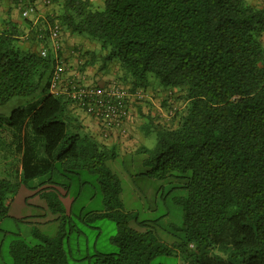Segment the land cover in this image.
Wrapping results in <instances>:
<instances>
[{"label":"trees","instance_id":"16d2710c","mask_svg":"<svg viewBox=\"0 0 264 264\" xmlns=\"http://www.w3.org/2000/svg\"><path fill=\"white\" fill-rule=\"evenodd\" d=\"M53 2L57 12L48 16L49 27L54 23L97 42L99 69L115 63L130 91L149 87V74L159 89L181 91L186 109L177 125L161 126L147 116L142 129L155 133L156 145L137 155L146 167L142 175L186 191L175 198L183 211L178 249L185 261L264 264V8L246 0H104L102 8L91 0ZM6 26L0 31V141L27 127L38 147L24 138L19 173L0 165V225L22 184L44 176L52 184L54 173L55 193L44 197L67 220L73 204L67 209L62 198L71 186L58 179L80 178L85 171L97 174L104 201V211L94 217L115 221L119 246L118 253L95 255L92 264H151L159 254H172L176 249L153 231L155 222L129 225L136 217L121 211V183L107 165L117 155L83 131L64 95L51 92L58 67H64L62 42L52 46L44 41L47 30H39L42 56L21 46L17 26ZM93 54L86 65L98 63ZM38 95L43 97L25 105ZM6 159L0 154V163ZM79 180L76 198L86 184ZM65 236L42 237L33 247L13 242L14 264H69Z\"/></svg>","mask_w":264,"mask_h":264},{"label":"rangeland","instance_id":"374dc122","mask_svg":"<svg viewBox=\"0 0 264 264\" xmlns=\"http://www.w3.org/2000/svg\"><path fill=\"white\" fill-rule=\"evenodd\" d=\"M43 1L45 4L41 2V7H43L41 9L45 14V18L42 19L45 23L40 24V30H47V33H49V26L52 24L48 20V16H53L57 12V7L53 2L54 0H48L49 4L46 3V0ZM91 1L96 8H102L104 3V0ZM246 1L251 4V1ZM25 8L22 10L24 11ZM55 25L53 23V26ZM47 38L44 41L51 43L52 41L48 35ZM73 39L77 40L74 44L77 45L76 50L79 49L78 46L82 45L81 41L83 39H85V43L87 42L84 45L85 48L87 46L93 48L90 44H94V48L99 55L98 63L92 68V74L95 75L100 71L99 68L102 64L98 43L89 40L86 36H82V38L77 35L72 36L61 28L59 43L67 44ZM109 65L113 72L117 71L118 80L123 83L121 87L128 89V91L131 90L130 84L122 80L123 74L119 67L115 63ZM64 68H67L65 64ZM70 69L74 70L73 67H70ZM75 70H80V68L76 67ZM77 73L70 74L68 77L66 73L62 74L63 79L71 80L75 78ZM148 79L150 82L149 87L145 90H137L141 93L139 94L141 96L139 98L131 96L129 99V121L131 126L126 128L124 135H110L105 138L101 133L98 121L97 129L93 127L95 124L93 121L97 120L95 117L88 115L83 109L86 116L71 109V107L68 111L73 118L79 121L85 133L94 138L103 148L113 150L117 155V161L113 163V166H111V163L107 165L110 169L113 167L114 171L112 172L117 175L121 183L120 200L123 204L121 211L136 217L131 219L129 225L139 229L137 221L155 222L156 226L153 231L162 244L176 249L170 255L165 253L157 255L153 258L151 264H188L178 249L183 237V232L180 230L183 226V211L181 206L175 202V198L184 197L186 191L179 188L174 189L172 184L142 175L146 172V167L139 161L142 160L143 156L137 155L141 147L152 150L157 141L154 132L146 134L142 129L146 122L145 118L151 116L155 124L175 127L179 121V116L186 109V102L181 99L182 93L180 90L159 89V81L153 74H149ZM85 86L88 87V85ZM89 88L102 89L95 85L89 86ZM41 97L43 95H38L30 102H26L25 105L36 102ZM73 104L74 102H72V106L79 108ZM27 133L28 128L24 127L21 132L13 131L9 141H0V154L11 159H6L7 163L5 160L0 163V165L7 167L8 174L14 171L21 172L24 138L36 148L38 147V140L35 136ZM80 173L81 180L86 184L82 186L81 194L77 198L80 178L69 175V178L62 176L58 179L60 183L69 185V188L71 186L69 189L70 195L62 198V204L67 209L73 204V210L65 221L61 220L59 215L51 210L44 197L48 192L55 193V173L50 178L54 183L51 184L48 176H44L27 184H22L16 194L10 197L8 217L0 225V264H14L10 251L13 242L22 240L30 247L38 246L42 244V237L54 238L59 232L63 231H65L66 236L62 248L66 252L69 264H92L97 254L118 253L119 246L113 241L117 233L115 221L107 217H94L105 209L103 197L99 190L98 176L95 173L85 171ZM43 181L47 182L45 186L40 185ZM89 218L91 219L89 220Z\"/></svg>","mask_w":264,"mask_h":264},{"label":"crops","instance_id":"0c3cea01","mask_svg":"<svg viewBox=\"0 0 264 264\" xmlns=\"http://www.w3.org/2000/svg\"><path fill=\"white\" fill-rule=\"evenodd\" d=\"M251 1V4L256 5L258 7L264 8V0H249ZM41 2L43 4V0H0V31L6 29V25L8 23L13 24L17 26L23 36L21 37V46L26 50H31L38 52L40 50V43L38 38V31L40 30V24H43V20L45 18L44 11L41 9ZM29 3V4H28ZM34 4L36 6V13L33 15H30L28 18H23V8H25L28 5ZM38 4H40L38 6ZM42 4V5H43ZM44 17V18H43ZM75 36V35H72ZM78 36V35H77ZM82 38V36H80ZM74 38V37H73ZM76 39L72 40L71 42L61 43L62 44V50L64 52L63 54V62L65 64V67H63V74H67V77L70 74H74L75 72H78L75 74V77H77V80L80 81V85L85 86L88 85L92 86L95 85L97 87H101L102 89H108L113 88L117 86H122L123 84L121 81L118 80V73L115 70L114 72L112 69H110V65L107 66L105 69L98 71L97 73L92 74V68L95 65H86L89 60H91L93 53L97 55V50L94 48V44H90L93 46V48H85L84 45L85 39L81 41L80 43L82 45L78 46L79 49L76 50L77 45L75 44ZM262 42L264 45V35L262 37ZM77 51V52H76ZM77 66H76V65ZM80 64V66H79ZM73 65V66H70ZM70 67H73L74 70H71ZM75 67V68H74ZM76 67H79L80 70H75ZM66 77V78H67ZM131 86V85H130ZM86 87V86H85ZM68 109L71 107V109L80 112L84 116H86L85 112L82 109L76 108L75 106H72V102H68ZM76 106H78L76 103H74ZM73 104V105H74ZM79 107V106H78ZM89 117V116H88ZM90 118V117H89ZM98 120L93 121L94 129H97L96 125H98ZM90 123V122H89ZM131 126V122L129 121L127 123V128ZM111 135H118V132L113 131Z\"/></svg>","mask_w":264,"mask_h":264},{"label":"built area","instance_id":"2783aa9c","mask_svg":"<svg viewBox=\"0 0 264 264\" xmlns=\"http://www.w3.org/2000/svg\"><path fill=\"white\" fill-rule=\"evenodd\" d=\"M49 4V1L46 0ZM36 13L34 4L28 5L22 13L24 18ZM61 29L58 25L50 28L49 37L52 45H59ZM56 49V48H55ZM40 54L45 56L46 51L40 48ZM63 64L58 67L53 77L51 92L55 95H64L69 102L76 103L88 115L95 117L100 126L103 137L107 138L113 131L120 135L126 133V126L130 119L129 99L140 97V92L128 91L124 87H113L108 89L89 88L80 85L77 77L71 80L63 79Z\"/></svg>","mask_w":264,"mask_h":264}]
</instances>
